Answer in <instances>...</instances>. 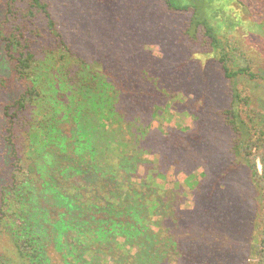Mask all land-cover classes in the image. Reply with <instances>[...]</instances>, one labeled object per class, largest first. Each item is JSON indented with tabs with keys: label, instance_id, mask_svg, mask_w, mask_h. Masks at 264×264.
<instances>
[{
	"label": "trees",
	"instance_id": "obj_1",
	"mask_svg": "<svg viewBox=\"0 0 264 264\" xmlns=\"http://www.w3.org/2000/svg\"><path fill=\"white\" fill-rule=\"evenodd\" d=\"M158 1L170 12L188 15L179 41L198 44L228 84V106L218 115L252 187L250 229L231 216L220 221L224 207L212 199L208 232L197 212L207 208L204 204L188 213L175 208L174 228L164 230L161 194L173 189L178 202L184 185L196 195L200 176L183 175L170 188L167 172L138 152L150 131L140 130L132 118L128 122V104L103 65L80 59L64 44L44 0H8L4 52L21 93L1 111L14 168L0 196V239L10 246L0 254V264H193L207 249L208 264H264V113L252 107L264 74L254 70L258 64L235 37L243 29L264 41V0ZM35 39L42 40L40 53L32 48ZM149 65L139 80L155 98L153 116L165 120L181 110L182 88L173 82L179 76L156 75ZM0 87H6L3 78ZM260 97L264 100V93ZM18 124L24 134L19 151L13 132ZM179 130L189 134L185 127ZM220 231L228 234V245ZM188 235L190 245L198 243L190 256L192 250L180 241ZM240 239L248 252L237 263L232 241Z\"/></svg>",
	"mask_w": 264,
	"mask_h": 264
},
{
	"label": "rangeland",
	"instance_id": "obj_2",
	"mask_svg": "<svg viewBox=\"0 0 264 264\" xmlns=\"http://www.w3.org/2000/svg\"><path fill=\"white\" fill-rule=\"evenodd\" d=\"M44 1L49 6L64 44L80 59L103 65L107 79L124 96V106L128 104L127 108L131 111L128 122L132 118L134 123H131L140 130H145V133L150 131L143 144L139 145L141 150L138 152L142 158L158 164L162 173L167 172L166 184L170 188H173V181H182L183 175L200 176V192L191 195L183 185L178 191L181 198L179 204L173 189L163 191L161 203L163 209L167 208L164 215L168 220L163 224L164 230L174 228L176 218L171 214L175 213V208L178 212L188 213L187 209L194 207L197 210L198 205L204 204L207 208H199L197 212L203 214L201 221L207 223L210 228H206L208 232L214 219L206 217L211 212L209 202L212 199H218L217 203L224 207L225 216L220 221H226L231 216L237 222L242 220L248 223L250 229L255 218L252 187L243 162L231 152L232 136L218 115L228 106V84L220 75L218 65L201 54L203 49L198 44L179 41L188 15L170 12L158 0ZM7 3L8 0H0V79L3 78L6 83L5 88L0 87V196L11 184L14 168V158H10L11 146L6 142L8 133L1 119L2 106L12 103L21 93V86L4 52L8 37L5 23ZM240 14L247 19L244 12L240 11ZM38 26L43 28L42 22ZM235 37L247 55L258 64L254 70L264 74V41L246 35L243 29H238ZM41 41L34 40L32 48L35 52H41ZM167 61H173V64ZM148 65L156 75L166 76L171 71L174 78L179 76V80L174 79L176 82L172 80L182 88L181 110L173 111L172 115L165 117L167 120L157 119L155 113L153 116L155 98L146 95L147 90L139 80L141 69ZM254 91L252 107L264 113V100L260 97L264 93V84L258 85ZM184 111L189 116L183 114ZM209 124L214 127H209ZM181 127H185L189 134H180ZM13 132L17 136L15 147L19 151V139L24 140L20 124L14 127ZM257 165L260 170V165ZM218 235L223 245L229 244L226 240L228 234L220 231ZM192 239L188 235L180 240L189 247L188 251L192 250L189 256L194 254L198 245H190ZM237 241L235 244L232 241V245L236 253L235 262L240 263V258L248 252V246L244 239ZM9 248L6 238L0 239V254ZM202 252L204 257L193 264H208L211 259L207 257L208 249ZM175 264L190 263L182 260V263Z\"/></svg>",
	"mask_w": 264,
	"mask_h": 264
}]
</instances>
